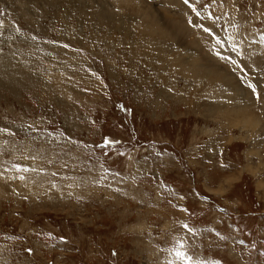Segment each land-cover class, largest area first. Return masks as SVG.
Wrapping results in <instances>:
<instances>
[{"label": "rangeland", "instance_id": "1", "mask_svg": "<svg viewBox=\"0 0 264 264\" xmlns=\"http://www.w3.org/2000/svg\"><path fill=\"white\" fill-rule=\"evenodd\" d=\"M181 1L0 0V264H264V0Z\"/></svg>", "mask_w": 264, "mask_h": 264}, {"label": "bare ground", "instance_id": "2", "mask_svg": "<svg viewBox=\"0 0 264 264\" xmlns=\"http://www.w3.org/2000/svg\"><path fill=\"white\" fill-rule=\"evenodd\" d=\"M143 1V0H142ZM166 4H167V8H173V7H175V9H174V11H178V10H180L181 8H182V10L184 11V10H187V8H186V6L184 5V3L181 1V0H166ZM169 11V10H168ZM182 11V12H183ZM145 12V11H144ZM188 13V11H184V13ZM63 13V12H62ZM71 13V12H70ZM64 14V13H63ZM190 14V13H189ZM76 15V14H75ZM147 16V15H146ZM186 16V15H185ZM57 17H58V15H57ZM64 18V17H63ZM62 19V18H61ZM174 22V21H173ZM152 23V22H151ZM154 23V22H153ZM130 24V23H129ZM154 24H156V23H154ZM183 24H184V22H183ZM8 25V24H7ZM176 25V24H175ZM174 25V26H175ZM155 27H156V25H154ZM9 27V26H8ZM63 27V26H62ZM152 27H153V25H152ZM155 27H153V28H155ZM3 29V28H2ZM157 29V28H156ZM191 29V28H190ZM164 32H166L168 35H166V36H168V37H170V39H172L173 37H175V38H178L177 37V34H178V31L179 30H182V33H187V32H189L188 30H189V28L187 27V26H183V27H181V25L179 24L177 27H174V28H168V29H165L164 30V28L162 29ZM167 30V31H166ZM170 30V31H169ZM151 31H152V29H151ZM148 32V31H147ZM145 33V32H144ZM143 32H141V34L140 35H138L139 37L138 38H142V40H143V38H148V36H146L145 34H144ZM181 33V34H182ZM143 35V36H142ZM159 35V34H158ZM68 36V35H67ZM173 36V37H172ZM65 37H66V35H65ZM69 37H70V34H69ZM172 37V38H171ZM213 37V36H212ZM212 37H210V36H208V35H201V37H200V43H201V46H199V48H197L195 51L197 52L198 51V53L199 54H201V53H206V57H208L214 64L213 65H209L208 63H206V65L205 64H201L200 65V67H206L207 65H208V68H210V70H207L206 72H208V77L207 78H212L213 80H216V79H219V80H221L220 82H222V81H224V82H226V83H229V81H228V78H229V80L231 81V79H230V77H229V74L232 72H236V66L234 65L235 63H233V61H231V58H230V60H228V59H226L225 58V55H227L226 53H224V52H221L218 48V43L217 42H215V40H213L212 39ZM166 38V37H165ZM185 38V37H184ZM174 39V38H173ZM177 40V39H176ZM138 41V40H137ZM140 41V40H139ZM144 41V40H143ZM145 42V41H144ZM171 42V41H170ZM132 43V42H131ZM136 43H138V42H136ZM142 43V42H141ZM191 43V42H190ZM217 43V44H216ZM172 44V43H171ZM174 44V43H173ZM178 44V43H177ZM192 44H194V42L192 43ZM191 44V45H192ZM172 46V45H171ZM148 47V46H147ZM192 47V46H191ZM227 48L228 47H226V50H225V52L227 51ZM172 49H174V48H172ZM147 51V50H146ZM173 51V50H172ZM136 53V52H135ZM134 54V53H133ZM139 54V53H138ZM30 55H31V53H30ZM171 55V54H170ZM135 56H137L136 54H135ZM173 57H174V62H172L173 64H172V66H174V65H176V67H177V56H175V55H172ZM228 56V55H227ZM133 58V57H132ZM6 59V58H5ZM15 59V58H14ZM225 60L224 62H225V64L223 65V69L220 67V66H218L219 65V61L221 62L222 60ZM164 60V59H163ZM14 61V60H13ZM23 61V60H22ZM29 62V61H28ZM4 63V62H3ZM34 63V62H33ZM197 63L198 64H200L198 61H197ZM202 63V62H201ZM204 63V62H203ZM6 64V63H5ZM8 64V63H7ZM222 64V63H221ZM12 65H14V64H12ZM29 65H30V62H29ZM35 65L37 66V63H35ZM158 65V64H157ZM11 66V65H10ZM33 66H34V64H33ZM35 66V67H36ZM5 67H7V65L5 66ZM199 67V68H200ZM174 68V67H173ZM178 68V67H177ZM207 68V69H208ZM5 69V68H4ZM7 69V68H6ZM198 68H194V69H192V71L194 72V73H196V76H197V73H199V72H197L196 70H197ZM200 69H202V68H200ZM205 69V68H204ZM203 69V70H204ZM9 70V69H8ZM202 70V71H203ZM200 71V70H199ZM205 71V70H204ZM187 73V72H186ZM190 73V72H189ZM189 73H187V74H189ZM204 73V72H203ZM226 73H228V74H226ZM191 75V74H190ZM206 75V76H207ZM237 75V74H236ZM22 76V75H21ZM196 76H193L192 75V77L194 78L195 77V80H196V78H198V77H196ZM199 76V75H198ZM202 77V76H201ZM206 78V77H205ZM237 78V77H236ZM36 79V78H35ZM142 79V78H141ZM202 79V78H201ZM140 80V79H139ZM234 80H235V78H234ZM234 80H232V81H234ZM254 80V79H253ZM260 80V79H259ZM231 81V82H232ZM251 81V80H250ZM255 81V80H254ZM215 82H219V81H215ZM152 84V83H151ZM164 84V83H163ZM231 84V83H230ZM234 85V84H233ZM246 85V84H245ZM247 86V85H246ZM249 86V85H248ZM250 87H252V86H250ZM261 88V87H260ZM205 89H206V87H205ZM248 89V88H247ZM211 90V89H210ZM177 91V90H176ZM207 91V90H206ZM238 91L240 92L241 90L240 89H238ZM152 92V91H151ZM168 92V91H167ZM170 92V91H169ZM181 92H183V91H181ZM250 90H249V95H250ZM178 93H179V91H178ZM252 93V92H251ZM161 94V93H160ZM174 94V93H173ZM172 94V95H173ZM195 93H193V95H194ZM248 95V96H249ZM252 95V94H251ZM174 96H176V95H174ZM160 97V96H159ZM240 96H238V98H239ZM251 97V96H250ZM185 98V97H184ZM239 101V100H238ZM244 102V101H243ZM241 103H239V105H240ZM245 105H246V103H245ZM244 105V106H245ZM248 105V104H247ZM208 106H209V108L208 109H210V112H214V111H216V110H221V113H222V116H223V118H224V120L225 119H229L230 117H233L234 118V120L235 121H238V119H237V117H245L246 118V116L248 115L247 113H245L246 112V110H245V108H241L239 111H237V113L234 115V114H231V113H233L234 111H230V110H227V109H224V108H220V107H218V106H214V105H212L211 103H208ZM214 107V108H213ZM248 107H249V105H248ZM226 108H228V107H226ZM222 110H224L223 112H222ZM241 110H242V112H241ZM248 110V109H247ZM248 112H250V110L248 111ZM24 152V151H23Z\"/></svg>", "mask_w": 264, "mask_h": 264}, {"label": "snow or ice", "instance_id": "3", "mask_svg": "<svg viewBox=\"0 0 264 264\" xmlns=\"http://www.w3.org/2000/svg\"><path fill=\"white\" fill-rule=\"evenodd\" d=\"M186 2H187V0H186Z\"/></svg>", "mask_w": 264, "mask_h": 264}]
</instances>
